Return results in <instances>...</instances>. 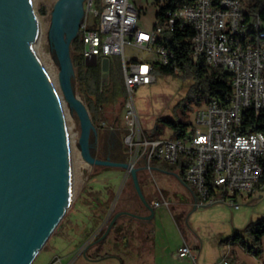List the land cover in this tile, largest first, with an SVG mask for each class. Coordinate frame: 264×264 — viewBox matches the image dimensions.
I'll return each mask as SVG.
<instances>
[{"label": "built area", "instance_id": "built-area-1", "mask_svg": "<svg viewBox=\"0 0 264 264\" xmlns=\"http://www.w3.org/2000/svg\"><path fill=\"white\" fill-rule=\"evenodd\" d=\"M143 1L157 10L150 30L140 26L143 4L85 0L78 35L82 56L85 60L92 56L108 60L109 65L110 57L120 58L127 92L123 117L126 143L143 148L148 170L153 171L155 161L181 164L183 179L196 191L199 206L222 203L238 210V198L262 190L257 189V182H264V134L239 132L245 110L264 114V0ZM240 10L251 11V25L241 24ZM188 29L194 31L193 63L203 58L209 71L230 72L232 98L226 104L213 99L201 106L196 115L198 126L190 134L186 131L179 139H150L137 114L134 94L141 86L155 84L157 68L168 66L175 58L165 36ZM162 198L154 202L155 209L170 208L171 203ZM178 257L197 264V256L186 242ZM228 257L229 253L225 254L221 263L227 264ZM53 264H62L61 258Z\"/></svg>", "mask_w": 264, "mask_h": 264}, {"label": "rangeland", "instance_id": "rangeland-1", "mask_svg": "<svg viewBox=\"0 0 264 264\" xmlns=\"http://www.w3.org/2000/svg\"><path fill=\"white\" fill-rule=\"evenodd\" d=\"M133 1L138 6L141 4L145 6L141 14L140 26L150 30L156 22V8L147 6L143 0ZM57 2L58 0H35L34 2L33 10L41 29V40L36 52L43 67L52 68L56 77V89H54L66 105V113H64L70 137L75 179L74 193L65 217L33 264H53L57 257L61 258L62 264H123L119 257H114V254L120 251L121 246L120 243L118 245L116 243L119 233L114 228L99 250L100 256H110L103 257L99 261H94L89 257H78L79 251L80 254L86 252L89 243L81 248L82 239L76 234L78 233L77 223L82 229L90 227V224L93 223L101 236L118 213L126 211L145 214V209L135 190L129 171L123 168L91 165L82 157L79 144L80 120L76 112L69 109L60 86V70L51 56L49 47L48 32L52 22V12ZM126 53H129L128 49H126ZM72 55L71 50V57ZM82 59L85 63V58L82 57ZM110 62L113 77L119 72L122 73L119 57H110ZM98 65L102 70V60ZM74 79L76 95L87 106L84 97L78 91L76 70ZM195 84V79L190 75L184 77L180 73L166 75L158 72L155 84L141 86L134 94V101L142 128L148 131L153 130L158 120L167 119L176 123H188L187 133L190 134L198 126L196 115L201 107L189 99ZM123 117V100L119 99L118 103H112L104 108L97 123H93L97 134L95 158L118 163H131L135 168H138L141 188L145 198H150L148 201L151 204L153 200L160 199L161 201L162 194L165 198H169L167 200L172 202L170 208L163 205L155 209L156 223L154 227V233L159 241L164 242V248L168 253L178 252V247L184 236L189 240L192 249L195 248V245L200 249L199 255L198 252L196 253L198 255L197 264H220L228 252L230 255L226 260L227 264H247L248 262L240 251L243 248V243L249 246L254 243V236L248 227L251 223L255 224L264 219V190L258 191L252 196L246 194L240 196L238 203L241 207L238 210L228 204L197 208L194 205H188L184 210L180 209L174 205L172 200H174L175 192H179L180 189L183 191L182 187H178L177 182L170 175H163L147 169V163L142 155L143 148L139 145L130 146L126 143L128 131ZM160 126H163L162 123ZM162 130V135L157 139L172 138V131L169 128L164 127ZM155 164L162 166L160 169L164 171H170L163 169V166L167 164L160 161H155L153 166ZM161 191H168L169 195L164 192L161 194ZM121 220L130 223L131 229H135L138 224L128 217ZM236 238H238V244L228 248L227 245H231ZM260 246L264 257V237ZM231 250H236V259H231ZM147 262H149L147 264L156 263L152 259H148ZM164 262L179 264L172 259ZM160 264H163L162 261ZM190 264L195 263L191 261Z\"/></svg>", "mask_w": 264, "mask_h": 264}, {"label": "water", "instance_id": "water-1", "mask_svg": "<svg viewBox=\"0 0 264 264\" xmlns=\"http://www.w3.org/2000/svg\"><path fill=\"white\" fill-rule=\"evenodd\" d=\"M35 0H0V264H33L55 233L73 199L71 145L61 98L36 52L40 26ZM85 0H58L49 27L51 56L59 70L60 86L70 111L80 120V148L91 165L123 168L152 220L155 208L147 201L138 168L95 158L97 134L87 106L75 92L71 46L85 16ZM96 67L97 57L86 59ZM109 61H102L103 72ZM86 256V253H85Z\"/></svg>", "mask_w": 264, "mask_h": 264}, {"label": "trees", "instance_id": "trees-1", "mask_svg": "<svg viewBox=\"0 0 264 264\" xmlns=\"http://www.w3.org/2000/svg\"><path fill=\"white\" fill-rule=\"evenodd\" d=\"M264 18V16H263ZM194 31L188 29L185 33H174L165 36L166 45L175 53V58L168 66L158 67L157 73L166 75L182 74L192 76L195 81L194 91L189 98L198 106H203L213 99H218L223 103H228L232 98V74L226 70L209 71L203 58L196 63L192 61V39ZM72 60L76 70V83L78 91L84 97L87 108L91 115L93 123H97L101 117L104 108L112 103H118L119 99L123 100V107L127 98L126 87L122 73L119 72L114 77L111 63L108 66V72L105 74L100 66L88 67L82 59L83 44L80 36L72 43ZM244 123L239 128V132L250 134L261 132L264 134V114L257 115L253 110H245L243 112ZM162 123L163 126H160ZM164 127L172 131V139L181 138L189 128L188 123L174 122L167 119L157 121L153 130L147 132L150 139H157L162 135ZM176 167L181 169V178H183L184 166H163V169L174 170ZM162 168V166H161ZM125 212V211H122ZM126 218L122 216L120 219ZM250 233L254 236L253 245L243 243V248L256 258H261L263 250L261 240L264 237V219L258 221L248 227ZM238 238L231 244L238 243Z\"/></svg>", "mask_w": 264, "mask_h": 264}, {"label": "crops", "instance_id": "crops-1", "mask_svg": "<svg viewBox=\"0 0 264 264\" xmlns=\"http://www.w3.org/2000/svg\"><path fill=\"white\" fill-rule=\"evenodd\" d=\"M161 166L159 164H155L153 166V171L161 173L163 175H170L173 180H175L178 184V187H182L183 191L181 189L179 192H175L173 195V203L174 205L178 206L180 209L184 210L186 206L188 205H194L196 208L199 207V197L194 190L192 186L187 184L183 178H181V169L179 167H176L174 170L171 171H164L160 169ZM264 189L260 190L263 191ZM165 193L166 195H169L168 191H161L162 193ZM162 197L163 194H162ZM168 198V197H167ZM166 198V199H167ZM150 198L147 197V201ZM163 199V198H162ZM161 199V201H162ZM169 199V198H168ZM160 199H157V201L153 200L152 206H154V202H161ZM172 203V202H171ZM219 205H223L222 203H218ZM215 204V205H218ZM145 209V213L147 209L143 205ZM209 207V206H205ZM126 212V211H125ZM92 222V221H90ZM123 223L122 225L120 223ZM134 222V221H133ZM138 223L136 225L135 229H131L130 223H126L122 221L120 218L117 220L115 226L113 227L116 232H118V237L116 240L117 245L120 243V251L116 252L114 254V257H119L123 264H147L148 259L155 260V264H160L162 261L163 264H166L164 261H167L169 259H172L173 261L179 263V264H190L192 260L190 259H180L178 257V252L175 254H169L167 249L164 248V242L159 241L157 235L154 233V227H155V216L152 220H150L149 223H142V222H136ZM77 235L80 236L82 239V247H84L85 244L89 243V246L86 250V256L85 253L80 254L79 251V258L80 257H89L94 261L97 260V254L95 253V249L90 247L91 241L96 237L97 234H99V231L95 229V225L93 223L90 224V227L81 228L79 223H77ZM108 230V229H107ZM105 231V233L107 232ZM105 233H103L105 235ZM103 235V236H104ZM102 236V237H103ZM118 238L121 239L120 242H118ZM90 241V242H89ZM189 243V240L183 236V240L180 243L178 250L184 243ZM238 243H234L233 245L236 246ZM232 244H228L227 247L233 246ZM80 248V250H81ZM198 249V250H197ZM195 254L198 252V255L200 253V249L197 245H195V248L193 249ZM236 250H231V259H236ZM229 253V252H228ZM242 253L245 260L248 262L247 264H264V257L262 255L261 258H256L252 254L245 251L244 248L240 251ZM196 255V256H198ZM201 255V254H200ZM230 255V254H229ZM112 257V256H111ZM225 257V256H224ZM78 258V259H79ZM78 259H76L78 261ZM224 259V258H223ZM193 262V261H192ZM222 262V261H221ZM220 262V264H221ZM197 263H198V257H197ZM196 264V263H195Z\"/></svg>", "mask_w": 264, "mask_h": 264}, {"label": "bare ground", "instance_id": "bare-ground-1", "mask_svg": "<svg viewBox=\"0 0 264 264\" xmlns=\"http://www.w3.org/2000/svg\"><path fill=\"white\" fill-rule=\"evenodd\" d=\"M239 18H241V24H244V25H251L252 24V13L250 10H240L239 11ZM38 36L39 37H38L37 43H35V42L33 43L34 45H36V50H37V46L41 40V29H40ZM38 58H39V56H38ZM39 60H40V58H39ZM44 69H45V71H46V73H47V75L51 81L53 88L56 89V77L54 75V72L52 71V68L47 67ZM61 103L63 106V110L66 113V105L62 101H61ZM257 189H264V182H257Z\"/></svg>", "mask_w": 264, "mask_h": 264}, {"label": "flooded vegetation", "instance_id": "flooded-vegetation-1", "mask_svg": "<svg viewBox=\"0 0 264 264\" xmlns=\"http://www.w3.org/2000/svg\"><path fill=\"white\" fill-rule=\"evenodd\" d=\"M133 215H136V216H144V217H150L151 216V213L147 210L145 214H138V213H134V212H129ZM128 217L129 219H131L132 221L134 222H142V223H149L150 221L149 220H142V219H139V218H136V217H133V216H126ZM75 233V232H74ZM105 233V232H104ZM104 235V234H103ZM99 236V234L96 235V237L91 241L90 243V247L93 249H95V253L97 254V260H101L103 259V257H107V256H110V255H107V256H100L99 254V250L100 248L103 246V244H105L106 242V239L104 240H101L102 236ZM121 239L118 238V242H120Z\"/></svg>", "mask_w": 264, "mask_h": 264}]
</instances>
